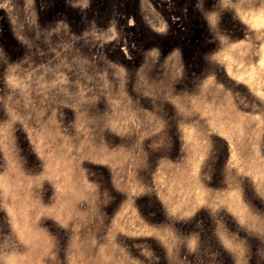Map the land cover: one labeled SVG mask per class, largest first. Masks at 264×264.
I'll return each instance as SVG.
<instances>
[{
	"label": "rangeland",
	"instance_id": "rangeland-1",
	"mask_svg": "<svg viewBox=\"0 0 264 264\" xmlns=\"http://www.w3.org/2000/svg\"><path fill=\"white\" fill-rule=\"evenodd\" d=\"M0 264H264V0H0Z\"/></svg>",
	"mask_w": 264,
	"mask_h": 264
},
{
	"label": "bare ground",
	"instance_id": "bare-ground-1",
	"mask_svg": "<svg viewBox=\"0 0 264 264\" xmlns=\"http://www.w3.org/2000/svg\"><path fill=\"white\" fill-rule=\"evenodd\" d=\"M239 1H236L235 3H238ZM232 3V2H231ZM230 5H232V4H230ZM232 7V6H231ZM245 8V7H244ZM262 48H263V46H262ZM261 48V49H262ZM197 74V73H196ZM183 77H185V76H183ZM225 126V125H224ZM222 131H226L227 129L226 128H224L223 126H221V128H220ZM231 132V131H230ZM235 151V150H234ZM263 172V171H262ZM119 173V172H118ZM261 176H262V174H261ZM260 176V177H261ZM161 184V183H160ZM231 191V190H230ZM230 194V193H229Z\"/></svg>",
	"mask_w": 264,
	"mask_h": 264
}]
</instances>
